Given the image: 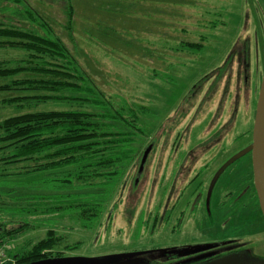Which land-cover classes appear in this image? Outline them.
<instances>
[{"label": "rangeland", "instance_id": "1", "mask_svg": "<svg viewBox=\"0 0 264 264\" xmlns=\"http://www.w3.org/2000/svg\"><path fill=\"white\" fill-rule=\"evenodd\" d=\"M24 1L40 12L77 64L116 106L144 107L137 127L147 137H140L145 139L143 146L99 224L85 230L72 217L55 216L62 238L53 253L87 262L55 264H264V221L256 200L234 206L236 198L229 196L217 206L220 194L215 191L210 204L208 191L201 198L187 197L190 202L182 203L181 198L172 210L169 197L183 192L190 176L186 172L204 164L206 169L186 191L205 175L207 191L209 180L219 174H230L236 193L244 188L237 180L250 172L251 153L229 163L231 172H222L252 140V110L264 71V0H74L70 30L62 0ZM9 14L0 12V20L20 24ZM182 41L203 45L192 50L179 45ZM26 56L22 49L0 48V61ZM14 94L19 93L0 92V119L26 110L1 103ZM235 94L240 96L231 107ZM67 107L47 101L35 109ZM232 113L235 119L230 125ZM147 146L151 149L135 182ZM8 182L0 177V193ZM181 208L177 220L175 210ZM246 209L247 215L255 212L254 225L243 230L238 241L236 229L247 226ZM45 233L40 228L4 241L0 262L12 260L26 242L33 243ZM75 243L74 250L64 248Z\"/></svg>", "mask_w": 264, "mask_h": 264}, {"label": "trees", "instance_id": "2", "mask_svg": "<svg viewBox=\"0 0 264 264\" xmlns=\"http://www.w3.org/2000/svg\"><path fill=\"white\" fill-rule=\"evenodd\" d=\"M62 2L70 30L74 0ZM0 3V12L20 20V24L0 20V48L27 53L15 62L0 61V92L19 93L1 103L26 108L0 119V177L9 180L0 193V245L46 229L43 238L26 242L12 255L16 264H24L52 255L62 238L56 231V217H72L85 230L99 224L143 146L145 139L140 137L147 135L137 127L144 107L116 106L38 10L24 0ZM111 27L106 26L107 31ZM179 45L199 50L203 43ZM47 101L68 107L35 109ZM77 247L78 243L64 245L66 250Z\"/></svg>", "mask_w": 264, "mask_h": 264}, {"label": "flooded vegetation", "instance_id": "3", "mask_svg": "<svg viewBox=\"0 0 264 264\" xmlns=\"http://www.w3.org/2000/svg\"><path fill=\"white\" fill-rule=\"evenodd\" d=\"M244 71H245V69H244ZM239 96H240L239 94H235L234 96H232V99L230 100L231 107L236 106V100L239 98ZM246 99H247V101H249L248 95H246ZM232 100H234V103L232 102ZM221 101L222 100H220V102ZM255 105H256V103H254V108L252 110L253 111V116H254V113H255ZM229 118H230V122L229 123L231 125L232 120L234 121V119H235L233 113H232V115L229 116ZM253 119H254V117H253ZM252 122H253V120H252ZM251 142H252V140H251ZM251 142H250V144H251ZM248 155H249V159H250V164H249V168L247 169V172H248V170L251 167V169L249 170L250 172L247 174L246 178H244L242 181L240 180L241 182L239 180H237V183H240L244 187V188H242L241 192L236 193V188L233 185L234 181L232 180V177L230 176V174L226 175V176L225 175L222 176V174H219V176H218V178L216 180H214V178H215V176H214L208 182L207 191L203 189V187L205 185V182L207 181L206 180L207 177L205 175L203 180H198L196 182L195 186L190 189L191 191H186V188L199 178L201 169H203V170L206 169L207 164H204L201 169H199L197 171L193 170L191 174H190V171L186 172V174H189L190 176L188 175L189 178L187 180V184L185 185L183 192L180 193V194L178 193L176 195H173V197L169 196L170 198L173 199V202L171 203L172 207H170V209H172V208L175 209V207H177L178 204L180 203L179 201H180L181 198H183L182 203L190 202V201L186 200L187 197L189 198V200L191 198H201L202 195H204V194L206 195L208 191H209L208 192L209 194L211 193L210 204L212 203V198H214L215 191H218L217 193L220 194L221 201L218 202V204H216L217 206H223L224 203L227 202V197H229V196H235L234 198H236V202H234V201L232 202V205H234V206H236V204H238V205L241 204L242 206H246V204L249 203L251 201V199H254V200H256V202H258L257 195H256V190H255L254 182H253V171H252L251 155L250 154H248ZM231 168H232V166H227L222 173H224L226 170L231 172L232 171ZM175 174H176V171H175ZM211 183H213V184H212V187L210 188L209 184L211 185ZM171 191H173V190L172 189L169 190V195L171 194ZM186 192H187V194H184ZM200 202H201V199L197 200V202L195 204V207H197ZM165 209H166V207H164L163 210H165ZM168 211H170V210H168ZM175 211H176L175 217L178 220L177 217L178 216H182L180 214H183V208L176 209ZM214 211L217 212L216 210H214ZM166 212H167V209H166ZM247 213H248V211L246 209L245 218L243 219V221L246 222L247 226L245 228H243L242 230H241L242 227L240 229H238V230L236 229V236H237V240L238 241L240 239L239 235L242 233V231L243 230L248 231L254 225V221H253L252 215H255V212H254V214L249 212L248 215H247ZM201 214H203V213H201ZM249 217H250V219H249ZM262 219L264 221L263 216H262ZM233 229H235V227H233ZM248 234H250V233H248ZM241 243L243 244V242H241ZM244 245L249 246V244H244ZM51 254L52 255L49 256L46 259H59V258L63 257L62 255H57L56 253H51ZM14 264H16V262H14Z\"/></svg>", "mask_w": 264, "mask_h": 264}, {"label": "water", "instance_id": "4", "mask_svg": "<svg viewBox=\"0 0 264 264\" xmlns=\"http://www.w3.org/2000/svg\"><path fill=\"white\" fill-rule=\"evenodd\" d=\"M151 149V146H147L143 151L140 164L137 170L135 177V182L138 181L141 176L147 155ZM244 153H251L252 161V171H253V182L256 190V195L258 199V204L262 216L264 218V71L261 79V83L258 90V97L255 105V113L252 127V142L249 146L239 151L230 161L223 166H227L234 159H237L239 156ZM221 168V169H223ZM72 262H87L85 260L79 259H46L35 261L31 263L24 264H55V263H72ZM10 264V263H6Z\"/></svg>", "mask_w": 264, "mask_h": 264}, {"label": "crops", "instance_id": "5", "mask_svg": "<svg viewBox=\"0 0 264 264\" xmlns=\"http://www.w3.org/2000/svg\"><path fill=\"white\" fill-rule=\"evenodd\" d=\"M240 82L242 83L243 81L240 79Z\"/></svg>", "mask_w": 264, "mask_h": 264}]
</instances>
